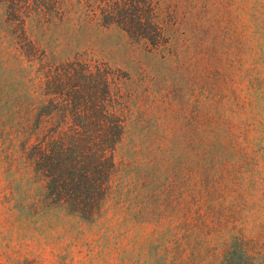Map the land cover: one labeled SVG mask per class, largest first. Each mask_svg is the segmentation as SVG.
Masks as SVG:
<instances>
[{
  "label": "rangeland",
  "instance_id": "374dc122",
  "mask_svg": "<svg viewBox=\"0 0 264 264\" xmlns=\"http://www.w3.org/2000/svg\"><path fill=\"white\" fill-rule=\"evenodd\" d=\"M176 1L165 51L116 27L77 30L76 0L47 33L57 56L107 61L136 90L121 194L93 220L31 206L39 184L8 148L23 79L0 65V264H218L223 237L264 235V0Z\"/></svg>",
  "mask_w": 264,
  "mask_h": 264
},
{
  "label": "trees",
  "instance_id": "16d2710c",
  "mask_svg": "<svg viewBox=\"0 0 264 264\" xmlns=\"http://www.w3.org/2000/svg\"><path fill=\"white\" fill-rule=\"evenodd\" d=\"M66 1L0 0V65L23 79H13L21 91L13 89L10 107L16 109L12 115H21L10 123L8 148L11 164L21 161L39 184L34 209L93 220L109 198L121 194L126 165L117 150L142 119L128 73L83 53L61 58L49 50L47 33L70 14ZM76 1L85 7L79 31L116 27L143 40L149 52L174 44L176 0ZM217 260L264 264V235L223 237Z\"/></svg>",
  "mask_w": 264,
  "mask_h": 264
}]
</instances>
